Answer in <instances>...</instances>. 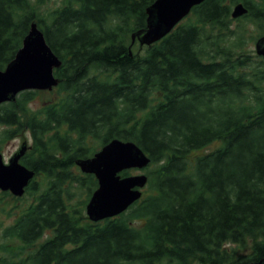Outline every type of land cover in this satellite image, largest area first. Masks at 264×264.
Returning a JSON list of instances; mask_svg holds the SVG:
<instances>
[{"label":"trees","instance_id":"obj_1","mask_svg":"<svg viewBox=\"0 0 264 264\" xmlns=\"http://www.w3.org/2000/svg\"><path fill=\"white\" fill-rule=\"evenodd\" d=\"M52 1L0 0V71L33 23L62 62L59 100L31 112L27 91L0 106V144L28 130L21 163L35 173L2 230L0 264H264V58L245 48L248 21L264 30L263 5L206 0L135 50L155 0ZM239 2L248 14L232 30ZM113 139L151 159L149 194L93 223L97 181L75 160Z\"/></svg>","mask_w":264,"mask_h":264},{"label":"water","instance_id":"obj_2","mask_svg":"<svg viewBox=\"0 0 264 264\" xmlns=\"http://www.w3.org/2000/svg\"><path fill=\"white\" fill-rule=\"evenodd\" d=\"M204 1L155 0L146 9V28L132 33V43L137 41L139 47H149L159 42L190 14L192 8ZM246 14L243 4H237L231 11V18L237 19ZM255 51L258 56L264 57V38L256 42ZM61 65V60L47 45L43 33L35 23L31 24L14 58L0 71V105L14 102L17 95L24 91H51L61 81L53 74ZM26 149L24 142L8 164H4L0 154V191L15 197L23 196L35 174L19 163ZM116 157L119 160L112 163ZM149 164V156L136 144L117 139L103 146L93 157L77 159L75 165L80 172L94 175L98 185L85 207L89 221L96 223L117 217L139 201L147 176L121 177L119 174L130 169L141 170Z\"/></svg>","mask_w":264,"mask_h":264},{"label":"rangeland","instance_id":"obj_3","mask_svg":"<svg viewBox=\"0 0 264 264\" xmlns=\"http://www.w3.org/2000/svg\"><path fill=\"white\" fill-rule=\"evenodd\" d=\"M253 2H259L262 0H250ZM258 4V3H257ZM48 5L51 8L54 7H58L62 5V1L60 0H56V1H52L49 2ZM189 18L186 20H183L181 22V24L187 22L191 16H188ZM243 21V19H238L235 21H232L230 24V27L232 30H234L237 25H239L241 22ZM244 22V21H243ZM250 22H247L248 25V32L253 34L255 33V36H253V40L252 41H247V43L245 44V48L248 52L249 55H255V48H254V44L258 38V33L260 32L259 27H254L251 26V24H249ZM138 48V44L135 43L133 46V49H137ZM145 49V47L143 48V50ZM234 49H236V46H234ZM233 49V50H234ZM62 97V92L59 88H54L52 91H42V92H37V94L35 95L34 99L27 105L28 110H30L31 112H35L38 111L42 106L50 104L51 102H56L57 100H59ZM5 127L0 126V131H2ZM22 134L16 135L14 138H12L11 140H7L6 142L0 144V152L3 156V159L5 162L8 161V159L12 156V154L20 147V145L22 144V142L26 141L27 142V146H28V152L26 153L27 155H30L31 152V145H32V140L30 137V134L28 132V130H23ZM90 149L94 150L95 152L101 149V146L98 145V143L91 141L90 142ZM212 148H214L213 146H211L210 148H208L205 151L211 150ZM155 167H152L151 165L147 168H145L142 171H137V170H131L129 171V175H139V174H144L148 177L149 172L153 171ZM76 171V170H75ZM77 172V171H76ZM77 173H80V171H78ZM41 182V178L40 180H38ZM143 196L142 198H144L146 195H148V187L146 186L143 190ZM31 195H24L23 200L21 201H16L13 196L9 195H3L2 192H0V209H3V211L0 213V244L1 242H7L6 239L3 238L2 236V230L9 226L12 222H13V218L15 216H13L17 211H19V208L24 205L25 203L29 202L31 199ZM74 202L78 201V200H86V193L82 194V193H78V195H76L74 198ZM11 213L12 215L9 217L7 214ZM128 213L125 212V214ZM13 216V217H12ZM3 238V239H2ZM46 238V236H44L40 242H42V240H44ZM39 242V243H40Z\"/></svg>","mask_w":264,"mask_h":264},{"label":"flooded vegetation","instance_id":"obj_4","mask_svg":"<svg viewBox=\"0 0 264 264\" xmlns=\"http://www.w3.org/2000/svg\"><path fill=\"white\" fill-rule=\"evenodd\" d=\"M260 5H263V7H264V2H262ZM263 13H264V8H263ZM261 38H264V30H260V32L258 33V38H257V40L258 39H261ZM256 40V41H257ZM255 45V44H254ZM23 143V142H22ZM21 160V159H20Z\"/></svg>","mask_w":264,"mask_h":264},{"label":"bare ground","instance_id":"obj_5","mask_svg":"<svg viewBox=\"0 0 264 264\" xmlns=\"http://www.w3.org/2000/svg\"><path fill=\"white\" fill-rule=\"evenodd\" d=\"M111 160H112V159H111ZM117 160H119L118 157H116V158L113 160L112 163L116 162Z\"/></svg>","mask_w":264,"mask_h":264}]
</instances>
